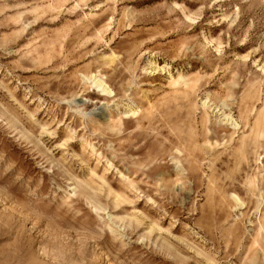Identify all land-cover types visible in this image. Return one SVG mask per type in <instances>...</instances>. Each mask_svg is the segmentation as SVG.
Here are the masks:
<instances>
[{"label": "rangeland", "instance_id": "rangeland-1", "mask_svg": "<svg viewBox=\"0 0 264 264\" xmlns=\"http://www.w3.org/2000/svg\"><path fill=\"white\" fill-rule=\"evenodd\" d=\"M0 264H264V0H0Z\"/></svg>", "mask_w": 264, "mask_h": 264}, {"label": "bare ground", "instance_id": "bare-ground-1", "mask_svg": "<svg viewBox=\"0 0 264 264\" xmlns=\"http://www.w3.org/2000/svg\"><path fill=\"white\" fill-rule=\"evenodd\" d=\"M94 83H95V85H97V87L99 88V89H101L102 90V92L104 93V94H112L111 92H110V90L106 87V85L103 83V82H101L100 80H94ZM238 201V200H237Z\"/></svg>", "mask_w": 264, "mask_h": 264}]
</instances>
